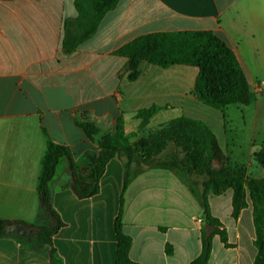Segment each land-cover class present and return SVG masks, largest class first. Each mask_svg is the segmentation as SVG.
<instances>
[{
  "label": "crops",
  "instance_id": "0c3cea01",
  "mask_svg": "<svg viewBox=\"0 0 264 264\" xmlns=\"http://www.w3.org/2000/svg\"><path fill=\"white\" fill-rule=\"evenodd\" d=\"M76 17L73 0H0L2 219L37 220V178L46 136L66 146L79 164L98 150L101 134L115 132L118 118L125 132L135 131L127 122H135L142 108L160 107L149 124L158 117L164 122L181 117L202 121L198 115L203 108L192 94L195 67L160 68L142 62L137 77L128 79L127 59L114 51L138 36L213 32L234 52L245 73L249 104L264 92V0H118L91 37L65 52L63 22ZM82 122L89 124V137L79 126ZM228 133L214 132L225 158L249 176L262 178L264 170L252 160L256 132L249 133L241 163L236 160L240 139ZM182 159L181 151L168 144L144 165L132 163L134 175L123 193L121 222L122 232L131 239L128 256L135 263L189 264L200 253L201 204L176 170L165 165ZM123 176V159H110L98 193L79 199L69 187L67 160L60 159L49 191L64 224L52 237L62 264L115 263L113 223ZM191 181L200 194L205 177L192 176ZM232 195L228 189L208 196L210 213L230 244L225 247L214 235L208 264H253L251 202L246 197L247 206L233 218ZM12 230L0 238V264H49L48 246L19 243ZM166 245L172 248L170 255Z\"/></svg>",
  "mask_w": 264,
  "mask_h": 264
},
{
  "label": "trees",
  "instance_id": "16d2710c",
  "mask_svg": "<svg viewBox=\"0 0 264 264\" xmlns=\"http://www.w3.org/2000/svg\"><path fill=\"white\" fill-rule=\"evenodd\" d=\"M118 0H73L77 17L63 22V51L71 52L97 29L103 16L112 10ZM114 54L127 59L129 75L133 80L138 75L142 62L168 68L174 65L195 67L197 75L193 84V94L204 106L223 111L230 105L247 106L250 103V87L234 52L210 31H179L144 34L134 38L114 51ZM160 107L150 106L136 112L137 129H144ZM86 136H90L89 124L79 123ZM133 133H126L122 118L116 121L114 133L101 134L98 150L87 153L81 163L73 161L70 150L63 145L45 139V149L40 161L37 178L38 212L37 220L27 223L21 220L0 218V238L7 237L13 226L31 230L29 242L35 246H48L49 264H62L52 246V237L64 225L53 209L49 182L54 176L60 159L67 160L71 175L70 189L79 199L96 195L99 191V179L107 162L114 157L123 159V185L119 198V207L113 227L116 240L114 264H138L128 256L131 239L122 232L123 193L131 181L134 172V157L149 162L158 156L168 144L177 147L183 154L181 167L175 162L165 164L176 170L201 204V218L204 225L213 227L209 237H205L201 227V250L189 264H208L211 254V239L217 235L225 247H230L227 235L220 222L209 209L208 196L220 195L230 189L232 195V217L237 218L241 209L247 206L246 197L251 202L252 220L255 231L253 245L256 255L253 264H264V176L260 179L249 176L245 168L229 163L220 149L210 126L203 121L190 118L171 119L147 136L145 145H133L130 142ZM252 160L264 170V147L253 151ZM217 161L219 168L213 169L212 162ZM204 176L202 192L199 194L192 185V176ZM15 236V235H14ZM19 243H25L18 237ZM28 242V243H29ZM167 255L172 253L166 245Z\"/></svg>",
  "mask_w": 264,
  "mask_h": 264
},
{
  "label": "rangeland",
  "instance_id": "374dc122",
  "mask_svg": "<svg viewBox=\"0 0 264 264\" xmlns=\"http://www.w3.org/2000/svg\"><path fill=\"white\" fill-rule=\"evenodd\" d=\"M257 92L259 93L260 91L257 90L256 93ZM201 106V108H203V111L199 113L198 117H200V119L204 123L210 126L211 130L213 131V134L214 132H229L228 136L235 134V136L239 137L240 147L238 148V150H240V152L236 154V160H239V163H241V161H243V158L245 157L244 153L247 148L246 141L250 132H256L254 137V149L258 150L260 149V147H264V92L262 94L253 96L251 104L247 106H228L225 109L226 111H223L224 114L220 111H215L214 109L208 108L202 104ZM138 122V120H136L135 122L128 121L127 124L130 126L133 124L132 128L135 129V131L126 133H133V136L130 139V142L133 145L140 144L142 146L145 145L147 136L151 133H154L160 125L165 123L158 117V119L152 120L150 124L148 123V125L144 129L139 131L137 129ZM130 126H128V129L130 128ZM219 140H221V138H219ZM222 143L223 142H221V145ZM163 154L165 155V153ZM134 160L140 165L145 164V162H143L139 158L134 157ZM175 163L178 164L179 168L181 167L182 162ZM213 163L217 164L218 162L213 161L212 164ZM12 229V233L16 237L21 239V241L32 245V243L29 242L28 237L30 234H32L31 230H26L21 226H13Z\"/></svg>",
  "mask_w": 264,
  "mask_h": 264
},
{
  "label": "water",
  "instance_id": "95a60500",
  "mask_svg": "<svg viewBox=\"0 0 264 264\" xmlns=\"http://www.w3.org/2000/svg\"><path fill=\"white\" fill-rule=\"evenodd\" d=\"M204 233H205V237H209L213 231V227L210 225H204Z\"/></svg>",
  "mask_w": 264,
  "mask_h": 264
},
{
  "label": "built area",
  "instance_id": "2783aa9c",
  "mask_svg": "<svg viewBox=\"0 0 264 264\" xmlns=\"http://www.w3.org/2000/svg\"><path fill=\"white\" fill-rule=\"evenodd\" d=\"M199 222H200V220H199Z\"/></svg>",
  "mask_w": 264,
  "mask_h": 264
}]
</instances>
